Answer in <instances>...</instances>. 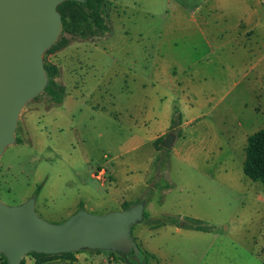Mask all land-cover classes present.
Here are the masks:
<instances>
[{
    "label": "rangeland",
    "instance_id": "rangeland-1",
    "mask_svg": "<svg viewBox=\"0 0 264 264\" xmlns=\"http://www.w3.org/2000/svg\"><path fill=\"white\" fill-rule=\"evenodd\" d=\"M201 1L107 0L105 17L109 30L92 36L82 35L89 27L81 7L65 2L58 6L60 15H65L66 27L63 31L62 25L59 37L43 54V63L58 69V74L53 76L54 90L60 93L64 88V96L67 91L76 96L72 106L74 120L68 123L64 119L63 131H59L56 114L67 111L57 107L45 89L23 107L14 132L15 141L0 156V200L4 204L16 206L34 198L38 217L61 223L80 210L103 215L123 210L124 204L132 207L144 200L145 212L151 213L153 219L173 217L181 222L197 219L207 231L171 224L152 229L146 222H139L133 226L132 236L142 250L156 257L140 256L135 260L130 257L127 264H264V203L259 202L255 207L254 200L248 201L249 195L225 183H216L211 189L202 179L197 181L211 168L199 166L196 170L185 156L177 157L167 150L160 154L159 161L156 159L149 178L151 184H156V190L146 188L139 199H115L109 191L111 183L103 186L93 178L96 165L107 168V161L114 155L110 149L114 151L128 137L124 129L106 118L88 125L99 96L106 95L100 81L104 77L113 79L115 86L110 89L114 95L120 94L123 76L116 71L121 65L141 60L139 49L143 43L135 39L140 29L150 24L148 12L158 11L159 5L167 6L168 18L174 14L187 18ZM124 27L130 29L132 38L124 46L128 51L112 55L111 42H122L120 35L126 31ZM188 31L174 29L170 43L175 49H184V56L201 57L207 47L194 29ZM213 121L217 135L221 136L226 126L218 119ZM97 132L104 136L98 137ZM224 147L222 154L210 153L212 161L230 157V148L227 151ZM104 154L107 159L103 158ZM234 155L235 172L239 173L245 152L241 153L236 146ZM107 171L111 178L108 168ZM136 173L140 174V170ZM197 186L203 194L201 190L194 192ZM258 186L260 192L263 185ZM151 201L153 205L148 206ZM113 253L85 249L74 252L71 258L26 255L25 260L34 259L35 264H126L118 253Z\"/></svg>",
    "mask_w": 264,
    "mask_h": 264
},
{
    "label": "crops",
    "instance_id": "crops-1",
    "mask_svg": "<svg viewBox=\"0 0 264 264\" xmlns=\"http://www.w3.org/2000/svg\"><path fill=\"white\" fill-rule=\"evenodd\" d=\"M158 7V11L148 12L150 24L140 29L135 39L143 43L139 49L141 60L121 65L116 71L123 76L120 94L114 95L110 89L115 86L114 80L104 77L100 83L106 95L99 96V104L92 107L96 111L88 125L106 118L128 135L123 144L109 151L114 154L107 161L110 194L115 199H139L146 188L156 190L149 178L162 152L155 142L172 133L177 111L181 115L180 133H173L176 138L169 151L177 157L185 156L196 170L199 166L212 169L197 181L202 179L211 189L219 182L237 188L257 207L259 202L264 203V187L259 192L258 184H262L245 175L246 155L243 164L240 162V172H235L234 153L236 146L244 153L249 137L264 129V2L202 0L187 18L176 14L168 18V7ZM124 28L122 42H111L112 55L128 51L124 46L132 38L130 29ZM174 29H194L204 41L206 53L197 58L184 56V49H175L170 43ZM75 100L76 96L67 91L62 102L56 104L67 111L56 114L59 131H63L65 120L73 123ZM213 119L226 126L221 136L215 131ZM97 135L104 136L102 132ZM223 147L227 151L230 148V157L212 161L210 153L222 154ZM138 169L140 174L136 173ZM199 190L204 193L199 186L194 192ZM26 263L35 264V260L26 259Z\"/></svg>",
    "mask_w": 264,
    "mask_h": 264
},
{
    "label": "water",
    "instance_id": "water-1",
    "mask_svg": "<svg viewBox=\"0 0 264 264\" xmlns=\"http://www.w3.org/2000/svg\"><path fill=\"white\" fill-rule=\"evenodd\" d=\"M65 1L0 0V156L15 141L21 110L48 84L43 54L60 35L57 8ZM175 138L168 134L161 146L172 149ZM144 211L145 203L140 202L103 215L80 210L64 222L51 223L38 217L34 198L16 206L0 200V254L8 264H20L32 252L54 255L88 249L138 255L132 227L143 221Z\"/></svg>",
    "mask_w": 264,
    "mask_h": 264
},
{
    "label": "trees",
    "instance_id": "trees-1",
    "mask_svg": "<svg viewBox=\"0 0 264 264\" xmlns=\"http://www.w3.org/2000/svg\"><path fill=\"white\" fill-rule=\"evenodd\" d=\"M65 3H71L73 5H77L81 7L85 12V18L87 21L88 31L82 35H94L96 33H104L109 30L108 23L106 21V9L108 2L107 0H85L84 2H76L73 0L65 1ZM62 25L63 31L66 27V19L65 15L62 13ZM46 74L48 77V84L45 88L56 101V103H61L64 98V88H61L60 93L54 90V82L53 76L58 74V69L55 66L45 65ZM181 124V115L179 112H175L172 125L170 128V132L179 134L180 129L178 128ZM163 139L160 138L155 142V147L158 151L163 154L166 149H164L161 144ZM246 160L244 164V173L245 175L252 180L253 182H260L264 187V129L260 130L253 135H251L248 139V144L245 149ZM160 156L158 157L159 161ZM168 188V187H167ZM145 202L144 200H139L137 203ZM136 203V204H137ZM131 206L124 204L122 209H129ZM143 221L149 224L152 229L161 228L165 225L171 224L175 225L179 228H185L190 230L197 231H207V228L202 225L197 219H189L186 221H180L177 218L173 217H164L162 219H153L144 211ZM133 229V227H132ZM133 237V236H132ZM134 241L135 238L133 237ZM74 252L71 253H62V254H54L58 256H65L67 258H71ZM113 253V252H111ZM114 254V253H113ZM28 255L34 256H42V257H53L54 255L50 254H40V253H29ZM121 256L122 260L127 264L130 260V257L137 259L140 256H144L146 258H155L156 256L153 253L144 251L140 248V252L136 255L133 251L128 254H118ZM2 260L0 264H8L6 257L2 254ZM20 264H27L25 258L21 261ZM37 264H42L41 262H37Z\"/></svg>",
    "mask_w": 264,
    "mask_h": 264
},
{
    "label": "built area",
    "instance_id": "built-area-1",
    "mask_svg": "<svg viewBox=\"0 0 264 264\" xmlns=\"http://www.w3.org/2000/svg\"><path fill=\"white\" fill-rule=\"evenodd\" d=\"M93 177L103 186L108 185L110 183V176L108 174L106 165L97 166L93 171Z\"/></svg>",
    "mask_w": 264,
    "mask_h": 264
}]
</instances>
